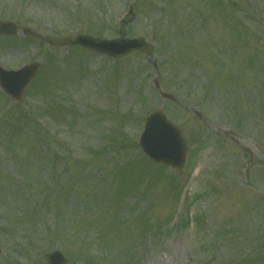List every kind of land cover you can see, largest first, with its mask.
Wrapping results in <instances>:
<instances>
[{
    "label": "rangeland",
    "instance_id": "obj_1",
    "mask_svg": "<svg viewBox=\"0 0 264 264\" xmlns=\"http://www.w3.org/2000/svg\"><path fill=\"white\" fill-rule=\"evenodd\" d=\"M5 19L152 53L0 38L4 68L40 64L18 103L0 92V264H264V0H0ZM155 111L179 171L134 143Z\"/></svg>",
    "mask_w": 264,
    "mask_h": 264
},
{
    "label": "water",
    "instance_id": "obj_2",
    "mask_svg": "<svg viewBox=\"0 0 264 264\" xmlns=\"http://www.w3.org/2000/svg\"><path fill=\"white\" fill-rule=\"evenodd\" d=\"M2 28L10 31L6 34H14L16 31L14 27H11V24H4ZM0 32L4 33L5 31L0 30ZM46 41L59 46L80 45L111 58L125 56L134 50H140L146 56H149L151 52V46L143 39L106 41L90 36H81L74 40L47 39ZM37 67V65H32L15 73L0 71V87L8 95L19 99L24 87L34 76ZM139 144L143 154L152 161L166 164L173 169L182 167L185 155L183 140L179 131L161 113H155L147 118ZM47 260L50 264H61L63 257L58 253H54L49 255Z\"/></svg>",
    "mask_w": 264,
    "mask_h": 264
}]
</instances>
